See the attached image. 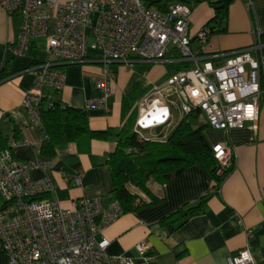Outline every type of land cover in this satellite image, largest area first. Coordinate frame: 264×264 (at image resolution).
I'll use <instances>...</instances> for the list:
<instances>
[{
  "label": "built area",
  "instance_id": "obj_1",
  "mask_svg": "<svg viewBox=\"0 0 264 264\" xmlns=\"http://www.w3.org/2000/svg\"><path fill=\"white\" fill-rule=\"evenodd\" d=\"M162 6L158 11L143 0H0V8L7 14L20 16L16 43L8 49L10 57L23 56L34 38L46 35L52 22L45 57L32 68L33 84L21 100L30 123L44 134L41 111L43 104L51 106V101L43 90H62L65 75L61 68L84 62L90 48L101 69L93 81L95 94L85 110L108 111L114 80L110 63L166 62L167 54L175 52L178 63L192 64L169 76L138 103L132 132L141 139L146 140L139 130L166 126L172 108L182 118L198 111L216 131L242 129L249 123L256 130L259 104L264 99V37L258 33L247 47L202 56L200 49L207 44L209 28L192 35L188 4L163 2ZM192 41L198 45L196 50L191 48ZM18 145L11 133L8 149L0 151V251L7 264H135L130 257L107 254L108 241L96 239L124 214L119 202L81 199L63 209L57 199L34 200L51 193L53 187L47 179L30 178L36 165L13 157L12 150ZM211 151L216 163L213 185H219L234 167L235 154L226 143L212 145ZM73 181L80 187L81 175H75ZM218 190L219 186L213 189ZM135 250L139 262L153 264L143 242L136 244ZM227 264L253 262L249 251L243 249L227 258Z\"/></svg>",
  "mask_w": 264,
  "mask_h": 264
},
{
  "label": "crops",
  "instance_id": "obj_2",
  "mask_svg": "<svg viewBox=\"0 0 264 264\" xmlns=\"http://www.w3.org/2000/svg\"><path fill=\"white\" fill-rule=\"evenodd\" d=\"M214 1L188 4L192 35L213 18L214 11L208 2ZM95 20L93 14L92 24ZM19 28L20 16L7 14L0 8V72L7 75L0 82V135L7 140L11 133L14 134L19 145L13 148V157L36 165L30 178L49 180L53 191L48 197L57 199L61 208L70 209L72 202L81 199L102 198L107 204L114 196L110 170L105 163L115 148L114 141L70 143L58 146L51 158L40 155L45 135L30 123L21 100L33 84L32 68L45 57L46 36L52 32V22L48 23L46 35L34 38L23 56L9 57V46L16 43ZM258 33L264 37V0H233L228 6L224 31L211 34L207 44L200 49V55L247 47ZM191 48H198L196 42H191ZM177 58L175 52H170L166 62H134L132 66L110 63L114 80L108 111L85 110L86 103L95 94L93 81L101 69L96 61L97 54L90 48L84 62L61 68L65 75L62 90L54 93L44 89L43 94L50 97L51 102L85 111L92 131L118 130L123 126L132 129L138 103L175 72L192 67V64L178 63ZM181 119L175 121L171 109L169 123L148 130L150 137L145 139L165 142ZM202 123H206L205 119ZM256 127L254 130L249 123L242 129L207 131L210 129L207 126L203 132L207 144L211 147L226 143L235 154V165L221 180L218 192H213V179L199 166L187 168L162 186L149 183L151 191L162 196V201L124 213L97 234V241H108L106 253L130 257L135 264H144L138 261L135 250V245L143 242L146 254L153 256V264H227V258L247 249L253 264H264V99L259 104ZM77 174L81 175L80 187L73 181ZM205 196L208 199L203 208L181 227L169 232L160 224L162 218L182 206L196 204ZM0 264H7L1 251Z\"/></svg>",
  "mask_w": 264,
  "mask_h": 264
},
{
  "label": "trees",
  "instance_id": "obj_3",
  "mask_svg": "<svg viewBox=\"0 0 264 264\" xmlns=\"http://www.w3.org/2000/svg\"><path fill=\"white\" fill-rule=\"evenodd\" d=\"M205 1L207 0H163L162 3L147 4V6L162 11L163 2L189 4ZM231 1L233 0L208 2L214 11L213 18L206 25L210 35L224 31ZM6 77L7 75L1 71L0 82ZM200 117L198 111L191 113L180 120L165 142H153L139 139L131 128L124 126L118 130L92 131L88 126L85 111L51 102V106H45L41 111L45 141L40 147V155L51 158L55 155L58 146L70 143L90 140L114 141L115 148L108 155L105 163L110 170L111 193L119 202L123 213H131L162 201V196L151 191L149 183L162 186L191 166L201 167L215 181L216 163L211 147L203 135L208 125L203 124L199 120ZM5 149H8L7 140L0 135V151ZM218 186L213 185V189ZM44 199H49L48 194L34 200ZM207 199L208 196H205L194 205L180 207L169 216L162 218L160 224L169 232L176 230L185 224L189 217L198 213Z\"/></svg>",
  "mask_w": 264,
  "mask_h": 264
},
{
  "label": "rangeland",
  "instance_id": "obj_4",
  "mask_svg": "<svg viewBox=\"0 0 264 264\" xmlns=\"http://www.w3.org/2000/svg\"><path fill=\"white\" fill-rule=\"evenodd\" d=\"M90 43H91V38H89L88 39V45H90ZM173 109V108H172ZM174 110V115H175V121L177 120H179V119H181L182 118V115L180 114V112L177 110V109H173ZM137 112H138V109L136 108V111H135V113H134V116L136 117V115H137ZM200 121H204V118H203V116H201L200 117V119H199ZM209 129V128H208ZM210 130H213V129H209V130H207V131H210ZM140 131V134H141V136L142 137H150L149 136V132L148 131H143V130H139ZM139 138V137H138ZM154 140H158V137H152ZM139 139H141V138H139ZM153 184V183H152ZM130 190L131 191H134V189L133 188H130ZM143 197V196H142ZM2 204H3V202H2V199H1V197H0V207L2 206Z\"/></svg>",
  "mask_w": 264,
  "mask_h": 264
},
{
  "label": "water",
  "instance_id": "obj_5",
  "mask_svg": "<svg viewBox=\"0 0 264 264\" xmlns=\"http://www.w3.org/2000/svg\"><path fill=\"white\" fill-rule=\"evenodd\" d=\"M146 4H159L161 0H143Z\"/></svg>",
  "mask_w": 264,
  "mask_h": 264
}]
</instances>
